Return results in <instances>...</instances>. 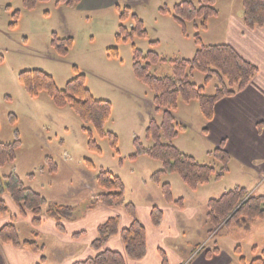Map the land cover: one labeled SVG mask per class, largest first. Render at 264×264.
<instances>
[{
    "label": "rangeland",
    "instance_id": "rangeland-1",
    "mask_svg": "<svg viewBox=\"0 0 264 264\" xmlns=\"http://www.w3.org/2000/svg\"><path fill=\"white\" fill-rule=\"evenodd\" d=\"M57 1L39 3L35 9L27 10L23 0H0V144L20 141L15 162L0 167V188L6 187V178L15 175L48 202L75 207L77 215L82 216L96 202V197L105 193L96 184L103 171L119 177L125 186L127 202L138 206L167 205L162 187L170 184L173 198L183 199L187 210L198 212L191 223L193 231L201 220L203 224L207 222L209 200L219 199L237 188L264 197V89L258 92L256 111L262 122L248 129L250 132L243 137L232 136L227 144L212 142L217 141V135L207 133L210 122L203 117L197 101L190 104L179 101L176 124L186 126V130L178 131L172 144L216 172L209 184L197 190L188 188L177 174H162L155 180L154 175L163 169L162 163L137 154L136 146V141L144 149L154 146L147 129L152 120L162 123L163 110L157 111L154 92L135 76L133 48L144 55L154 52L165 59L150 71L158 78L170 77L174 69L171 61L194 59L197 35L204 46L226 44L232 19L236 24L243 19L241 0H216L214 8L218 15L208 20L206 30L201 29L202 19L182 26L174 18L176 6L191 1L198 7L200 0H112L110 5L95 8L59 6ZM117 6L130 9V19L125 23L129 29L133 25L132 15L143 22L145 38L117 42L121 25ZM15 12L20 16L17 27L12 28ZM53 34L73 39L66 57L51 46ZM115 48L118 55H110L108 50ZM75 67L85 75L86 87L94 99L112 104L111 118L104 131L117 137L116 147L110 136L101 137L72 108H58L46 92L31 98L19 82L23 72L42 71L63 90L76 78ZM188 77L191 83L203 86L207 96L214 95L219 85L217 79L206 84V76L196 70L189 71ZM84 128L92 130V138L101 152L90 149ZM218 148L231 152L226 171L214 154ZM252 158L261 161L251 163ZM89 162L93 169H89ZM219 174L222 176L217 177ZM195 232L196 229L194 233L190 230V237L197 240ZM213 234L215 239L213 235L210 237L201 254L207 248L215 249L214 245L230 253L240 246L242 256L252 260L259 256V252L253 254V248H264V219L252 221L248 230L232 223ZM21 237L26 239L24 227Z\"/></svg>",
    "mask_w": 264,
    "mask_h": 264
},
{
    "label": "trees",
    "instance_id": "trees-1",
    "mask_svg": "<svg viewBox=\"0 0 264 264\" xmlns=\"http://www.w3.org/2000/svg\"><path fill=\"white\" fill-rule=\"evenodd\" d=\"M49 1L23 0V4L25 9L33 10L39 3ZM82 2L83 0H58L57 5L76 7L80 6ZM215 2L216 0H200L198 7L191 1L183 2L175 7L174 18L182 26L185 25V22L202 19L201 29L206 30L208 20L218 15V11L214 8ZM241 2L244 25L249 29L264 27V0H241ZM117 8L120 11L121 22L116 35L117 42L133 41L135 37L145 38L147 32L143 22L136 15H132L133 25L129 29L125 23L130 19V9L122 10L119 6ZM19 14V12L13 14L12 28L17 27ZM73 43L72 38L61 39L53 34L51 46L60 56L66 57ZM196 44L198 50L194 59L192 61H171L174 66L173 75L164 78L152 75L150 70L153 66L164 62L165 59L160 58L154 52L144 55L135 47L133 48L135 76L154 92L153 103L157 111L163 110L162 123L159 125L155 120H152L147 129V136L152 139L154 146L144 149L136 141L137 154L146 155L152 160L162 163L163 169L154 175L155 180L158 181L162 174H177L191 190H197L198 187L209 184L216 172L213 167L199 164L195 158L184 154L172 144L178 131L186 130V126L176 124L175 113L178 110L179 101L182 100L186 104L197 101L205 120L212 122L215 117L216 105L223 99L242 92L259 73L257 66L244 59L228 44L204 46L199 35L196 36ZM108 53L117 56L118 49H110ZM75 70L76 78L70 81L63 90L58 89L53 77L42 71L23 72L19 75V82L31 98H38L41 93L46 92L58 108H72L80 120L85 125H91L101 137L110 136L113 146L116 147L117 137L104 131L106 123L111 118L112 104L107 101L95 100L86 87L85 75L81 74L76 67ZM195 70L206 76V84L213 79L218 80L219 85L216 87L214 95L207 96L203 86H197L189 81L188 72ZM84 130L90 139V149L101 152L92 138V130L88 128H84ZM19 148L20 141L18 139L13 143H1L0 167L14 163ZM214 154L223 163V169L226 171L230 159L228 153L223 148H218ZM88 167L93 169L94 166L89 162ZM221 176L222 174H219L217 177ZM96 184L105 193L99 194L96 197V202L88 208L92 209L98 205L109 209L123 208L132 223L129 227L120 230L119 218H109L99 226L98 238L92 244L98 254L94 258L74 264H126L124 255L104 249L106 243L117 235L121 236L126 255L130 259H143L147 252L146 229L138 219L135 204L126 200L125 186L122 180L111 172L103 171L97 176ZM4 194L10 197L23 217L26 212L33 216L32 227L34 228L42 225L43 215L54 220L60 232L65 231V222H73L78 219L75 207L50 204L43 195L27 188L15 175L6 178V187L0 188V218L10 215V210L3 197ZM162 195L166 204L184 207L183 199L175 200L173 198L170 184H165L162 187ZM207 208V219L213 229L211 233L222 230L232 223L243 230H248L252 221L264 219V197L255 196L241 188L230 191L219 199L209 200ZM163 216V210L154 206L151 212L153 225L160 226ZM34 237L37 239L38 234L34 233ZM0 243L11 244L36 254L44 252V247L36 240H23L14 223H9L0 229ZM235 252L241 256V264H264V249L259 250L258 247H254L253 252H259V256L250 261L242 256L240 246L235 249ZM38 264H46V257L42 256ZM163 264H168L164 255Z\"/></svg>",
    "mask_w": 264,
    "mask_h": 264
},
{
    "label": "crops",
    "instance_id": "crops-1",
    "mask_svg": "<svg viewBox=\"0 0 264 264\" xmlns=\"http://www.w3.org/2000/svg\"><path fill=\"white\" fill-rule=\"evenodd\" d=\"M110 1L112 2V0H83L80 6L95 8L110 5ZM231 22L232 27L229 37L226 38V44L230 45L244 59L257 66L259 73L238 95L225 98L216 105L214 120L210 122L206 131L212 137L217 135V141H211L218 145L220 142L227 144L232 136L247 135V132H250L248 129L255 128L262 122L257 117L256 111L259 106L257 103L258 92L264 89V27L249 29L244 25L243 19L237 21L239 22L237 24L233 19ZM216 129L217 133H215ZM256 135H258L257 132ZM226 152L228 155L231 154L229 150ZM259 161H261L259 158L251 159V163ZM4 199L10 210V215L0 218V229L9 223H14L22 236L24 227L26 239H22L36 240L44 247V252L36 254L11 244L0 243V264H38L42 256L46 257V264H74L85 261L98 254L92 244L98 238L100 225L111 217L119 218L120 230L129 227L132 223L123 208L109 209L101 206V209L98 210H96L97 207L93 210L87 208L82 216L77 215L76 221L65 222L64 232H60L57 223L45 215L42 217V225L34 228L32 227L33 216L30 213L26 212L23 217L8 195ZM150 203L152 202L150 201ZM135 206L138 219L146 229V256L141 260L130 259L126 255L120 235L112 237L104 246L105 250L124 255L126 264H163V255L168 264H241V256L237 255L235 250L230 253L229 250L218 245H214L215 249L207 248L203 254L201 251L199 252V248L212 235L215 239L216 235L211 233L213 229L207 219L205 224L201 220V224L195 227L197 240H194L193 236L190 237V230L193 233L195 231V229L193 231L194 225L191 223L198 214L196 210H187L185 204L182 208L168 204L160 206L164 216L160 226L156 227L151 220L154 205ZM207 215L208 213L206 217ZM34 233L38 234L37 239L34 237ZM209 251L211 253H208ZM253 254L257 255L258 253Z\"/></svg>",
    "mask_w": 264,
    "mask_h": 264
}]
</instances>
